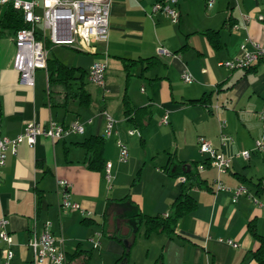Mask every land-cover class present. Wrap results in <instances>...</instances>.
<instances>
[{"label":"crops","instance_id":"1","mask_svg":"<svg viewBox=\"0 0 264 264\" xmlns=\"http://www.w3.org/2000/svg\"><path fill=\"white\" fill-rule=\"evenodd\" d=\"M155 1L112 0L108 38L95 42L94 52L50 45L54 56L86 74L94 60L106 56L104 84L85 85L91 95L88 106L76 100L63 103L58 95L50 101L45 69L34 71L32 85L21 84L13 66L14 34L0 29V137H14L32 121L79 120L84 127L82 133L38 136L32 145L23 141L15 152L7 150L0 168V215L7 219L15 264H51L33 261L28 245L45 221L62 238L65 256L80 248L90 255L88 264H120L116 261L125 243L103 234V216L108 233L124 234L123 223L135 210L118 201L127 194L144 214L167 213L184 181L166 171L171 156L197 163L204 184L188 189L196 204L171 234L144 237L142 226L126 264H258L254 252L264 242V150L255 149V140L264 136L258 117L264 106V61L246 69H227L219 62L241 57L253 44L264 46V18L258 19L264 16V0H215L211 8L205 0H177V22L152 12ZM4 8L0 4V18ZM240 12L252 18L244 24ZM207 30L216 31L215 41L205 35ZM123 58L137 62L126 70ZM183 70L192 75L191 82L180 78ZM125 97L145 106L146 113L127 118ZM199 98L205 101L189 102ZM104 112L115 120V132L104 138L103 147L104 160L112 163L110 183L103 171L87 168L82 145L102 135ZM132 128L140 134H129ZM199 136L229 158V168L220 175L229 189L215 190L216 170L198 150ZM116 139L128 147L125 162L117 159ZM243 150L249 151L248 158L240 155ZM58 179L70 182V199L79 209L60 207ZM239 185L259 203L245 194L233 201L232 190Z\"/></svg>","mask_w":264,"mask_h":264},{"label":"built area","instance_id":"2","mask_svg":"<svg viewBox=\"0 0 264 264\" xmlns=\"http://www.w3.org/2000/svg\"><path fill=\"white\" fill-rule=\"evenodd\" d=\"M214 2L215 0H205L206 8H211ZM111 3L112 0H0L1 5L11 4L14 8L21 10L23 21L26 23V26L18 29L14 36L13 66L19 74V82L32 85L34 71L36 69L46 70V40L51 44L69 45L78 50L94 52V43L106 41L108 38ZM176 4L177 0H157L152 4L151 11L161 12L172 22H177L179 11ZM240 16L244 24L252 18V15L248 13L240 12ZM262 18L264 16L258 15V19ZM160 52L165 53L166 51L161 50ZM258 61H264V46L253 44V49L245 50L241 57L224 59L219 62V65L227 69H246ZM106 65V56L102 60H94L88 68L87 80L102 86ZM180 78L185 82L192 81V75L187 70L181 72ZM104 117L105 125L102 136L106 138L115 132V120L107 112H104ZM258 117L264 125V106L258 112ZM162 121L166 122V116L163 117ZM83 130V124L79 120H74L68 124L54 120H49L47 124L37 121L28 122L22 131L14 137H0V168L5 163L7 150L11 149L12 152H15V147L20 142L25 141L32 145L38 136L57 139L70 132L82 133ZM128 133L140 134L135 128L129 129ZM224 137L222 135V138ZM197 140L198 150L207 155L209 164L216 170L215 190L229 189L220 179V175L230 166L229 158L222 151L214 148L203 136H199ZM116 146L118 161H127L128 147L126 143L116 139ZM255 149L264 150V136L255 140ZM240 155L248 158L249 151L243 150ZM111 167V161H106L103 176L108 183L112 180ZM57 184L60 190V207L68 210L79 209V203L70 199V182L66 179H58ZM232 192L233 201L238 195L245 194L255 203H259V200L243 185L236 186ZM219 240H225L232 246L237 245L231 239L219 238ZM0 241L4 244L3 248H7L8 251L7 264H15L12 236L7 229V219L2 215H0ZM61 244L62 238H57L52 233L49 221H45L40 232L33 235L28 241L33 253V261L49 260L51 264H65L66 256Z\"/></svg>","mask_w":264,"mask_h":264},{"label":"trees","instance_id":"3","mask_svg":"<svg viewBox=\"0 0 264 264\" xmlns=\"http://www.w3.org/2000/svg\"><path fill=\"white\" fill-rule=\"evenodd\" d=\"M26 23L23 21L22 12L14 8L11 4H6L3 14L0 18V29H8L14 34L18 29L25 27ZM205 35L211 41L216 40V31L207 30ZM51 43L46 40L45 46L47 48L46 57V74L48 84V98L50 101L55 100V96L61 97L63 103L69 100H76L79 104L88 106L91 102V95L86 89L87 74L80 68L69 66L59 60L50 52ZM137 60H130L123 58V66L128 70ZM204 98L192 99L189 102H204ZM145 106H136L132 104L128 98L123 100L124 115L129 119H136L138 116L146 113ZM85 147L84 162L87 168L96 171H103L105 160L103 157L104 137L102 135L90 136L82 142ZM196 162H184L171 156L166 165V171L172 176H183L182 189L179 195L171 202L169 211L166 214L147 215L142 213L139 208L133 203L129 195L118 199L124 205H131L135 210L126 217L123 223L127 231L122 233H108L105 226V219L103 216L102 232L104 235L116 238L120 241L126 240L124 252L116 262L126 264L130 254V248L133 244L140 228L143 226L144 237H149L153 232H165L171 234L174 232L176 224L181 216L191 211L196 202L194 198L188 193V189L192 186H200L204 181L200 178L196 169ZM259 239V235H256ZM1 250V249H0ZM1 257V253H0ZM90 255L83 249H76L73 253L66 254L65 264L72 260L78 261V264H88ZM254 257L258 264H264V242L261 241L260 247L254 252ZM1 260V258H0ZM25 264H31L27 262ZM154 264H163L162 262H155Z\"/></svg>","mask_w":264,"mask_h":264},{"label":"bare ground","instance_id":"4","mask_svg":"<svg viewBox=\"0 0 264 264\" xmlns=\"http://www.w3.org/2000/svg\"><path fill=\"white\" fill-rule=\"evenodd\" d=\"M1 255H2V259H3L4 264H7V261H8V251H7V248H2L1 249Z\"/></svg>","mask_w":264,"mask_h":264},{"label":"rangeland","instance_id":"5","mask_svg":"<svg viewBox=\"0 0 264 264\" xmlns=\"http://www.w3.org/2000/svg\"><path fill=\"white\" fill-rule=\"evenodd\" d=\"M70 50V49H69ZM87 83H88V81H87ZM93 86V84H90V82L87 84V87L88 88H91Z\"/></svg>","mask_w":264,"mask_h":264},{"label":"water","instance_id":"6","mask_svg":"<svg viewBox=\"0 0 264 264\" xmlns=\"http://www.w3.org/2000/svg\"><path fill=\"white\" fill-rule=\"evenodd\" d=\"M124 243H125V245H127V241L126 240H124Z\"/></svg>","mask_w":264,"mask_h":264}]
</instances>
